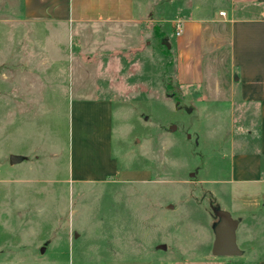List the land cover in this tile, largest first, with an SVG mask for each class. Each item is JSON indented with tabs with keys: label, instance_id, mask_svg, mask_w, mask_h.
I'll use <instances>...</instances> for the list:
<instances>
[{
	"label": "rangeland",
	"instance_id": "1",
	"mask_svg": "<svg viewBox=\"0 0 264 264\" xmlns=\"http://www.w3.org/2000/svg\"><path fill=\"white\" fill-rule=\"evenodd\" d=\"M22 3L0 0V264L264 261V196L233 197L227 183L232 155L259 135L227 26L203 41L202 80L176 79V24L215 0H145L140 22L83 29L26 19ZM91 93L114 104L117 173L74 180L68 104ZM224 214L237 257L211 254Z\"/></svg>",
	"mask_w": 264,
	"mask_h": 264
},
{
	"label": "crops",
	"instance_id": "2",
	"mask_svg": "<svg viewBox=\"0 0 264 264\" xmlns=\"http://www.w3.org/2000/svg\"><path fill=\"white\" fill-rule=\"evenodd\" d=\"M22 2L26 19L83 29L140 22L145 0ZM220 3L223 5L218 7ZM249 6L256 7V12L241 15ZM177 23L181 32L175 35L176 79L184 84L202 80L203 41L212 25L227 26L229 64L236 92L241 101L256 109L259 133L255 150L232 155L227 183L233 197L248 196L255 201L258 195L264 196V0H215L214 9L207 16ZM116 43H112V48L119 49ZM107 97L81 94L69 101L68 160L69 175L74 180H100L117 173L112 155L115 108Z\"/></svg>",
	"mask_w": 264,
	"mask_h": 264
},
{
	"label": "water",
	"instance_id": "3",
	"mask_svg": "<svg viewBox=\"0 0 264 264\" xmlns=\"http://www.w3.org/2000/svg\"><path fill=\"white\" fill-rule=\"evenodd\" d=\"M10 163L13 157H10ZM237 222L232 220L228 214H224V219L215 232V238L211 247V254L214 257L230 258L237 257L240 250L236 244L235 230Z\"/></svg>",
	"mask_w": 264,
	"mask_h": 264
},
{
	"label": "built area",
	"instance_id": "4",
	"mask_svg": "<svg viewBox=\"0 0 264 264\" xmlns=\"http://www.w3.org/2000/svg\"><path fill=\"white\" fill-rule=\"evenodd\" d=\"M220 15H224V12H221ZM181 32V28H180V25L177 23L176 24V31H175V35H179Z\"/></svg>",
	"mask_w": 264,
	"mask_h": 264
}]
</instances>
